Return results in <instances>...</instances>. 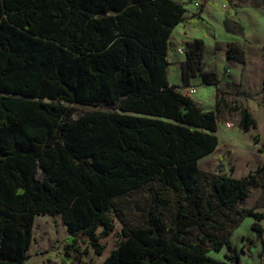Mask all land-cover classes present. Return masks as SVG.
<instances>
[{
    "label": "trees",
    "instance_id": "16d2710c",
    "mask_svg": "<svg viewBox=\"0 0 264 264\" xmlns=\"http://www.w3.org/2000/svg\"><path fill=\"white\" fill-rule=\"evenodd\" d=\"M184 13L174 0H0V264H27L35 215H61L68 254L110 228L116 198L143 187L144 224L99 264H239L230 235L247 216L263 252L264 210L239 202L260 188L264 208V163L242 177L219 163L205 175L208 193L200 187L198 160L217 146L216 111L231 92L203 69L200 38L187 44L181 77L184 87L195 75L213 85L214 109L169 83V36ZM224 55L245 61L238 47ZM234 110L242 132L256 128L245 106ZM206 246H225L224 259Z\"/></svg>",
    "mask_w": 264,
    "mask_h": 264
},
{
    "label": "rangeland",
    "instance_id": "374dc122",
    "mask_svg": "<svg viewBox=\"0 0 264 264\" xmlns=\"http://www.w3.org/2000/svg\"><path fill=\"white\" fill-rule=\"evenodd\" d=\"M199 1H183L186 9L184 17L188 21L186 24L187 35L191 38L202 39L207 43L208 49L212 43L213 49L216 51L214 55H210L209 51H207L204 59L202 58L201 61L203 69L206 68L209 71L215 70L214 72L220 80L219 88L231 92V94L224 96L220 108L216 111L217 124L221 127V124L232 123L233 126L228 134L231 139L238 140L242 146L241 149L232 147L227 148L226 151L214 153L213 159L207 164H203L201 160H198V167L201 172L200 187L208 193L205 175L215 171L216 165L220 163L219 155L224 160V164L220 163L222 169L231 171L234 177H241L246 169L255 168L264 161V87L261 86L264 73V5L262 0H228L230 3V13L227 21L228 25L234 30L228 32L225 30L223 23L225 11L223 12L222 10L223 2L227 5L226 0L208 1L207 8L202 13L203 20L201 21H199V18H194L193 16V13L198 9ZM181 26L179 24L172 31L173 40L180 39ZM241 29L243 31L242 34L238 33V30ZM191 38L187 44L192 41ZM173 40L169 42L168 58L171 80H176L177 76L175 72L173 73V69L178 68L175 61L178 59L179 54L172 48ZM187 44L179 47L184 57L188 47ZM227 45H231L233 48L238 47L242 49V52L246 48L247 66L241 64L236 59L224 56L221 50L223 49L224 51ZM239 69L242 72L248 69L246 76L243 75L241 79L237 77ZM260 73H262L261 76ZM191 84L196 89L192 98L196 99L197 102L199 101V107L202 110L214 109V86L202 84L198 75L191 78ZM178 90L185 93L183 85ZM242 91H246L248 96L242 94ZM242 106H245L249 110L256 121V128L250 129L247 132L239 131V111L234 110V107L240 108ZM82 108L86 109L88 107ZM254 134L259 135L257 143L253 141ZM258 147H261L263 151L259 152ZM259 192L260 188H251L247 198L239 202V205L263 211L264 208L257 205L256 199ZM148 201L146 187L116 198L114 200V210L109 213L110 228L106 232H103L100 228L97 229L94 239L85 235L81 236L78 241V250L71 251L68 254H65L64 250L65 239L68 233L62 222L61 215H35L27 264H99L125 237L127 229L144 224L149 208ZM163 210L165 225L169 226L170 218L174 215L173 206L169 205ZM252 221L253 219L250 216L243 218L241 223L231 233L230 239L232 247L239 251L241 236H247L245 242L249 243L250 250L248 260L256 261L257 263L260 242L251 229ZM260 224L264 228V219ZM190 232L191 237L194 239L197 230L191 228ZM242 239L244 240V238ZM94 242L100 245V253H97L95 246L92 245ZM206 249L209 256L219 260H223V255L227 252L225 246L220 251H213L209 246H206ZM234 254L237 255L235 251ZM65 255L70 259L69 263H63L62 258ZM239 257L240 263L245 262V257L240 253Z\"/></svg>",
    "mask_w": 264,
    "mask_h": 264
},
{
    "label": "crops",
    "instance_id": "0c3cea01",
    "mask_svg": "<svg viewBox=\"0 0 264 264\" xmlns=\"http://www.w3.org/2000/svg\"><path fill=\"white\" fill-rule=\"evenodd\" d=\"M174 1H176V2H179V3H183V5L185 6V4H184V0H174ZM199 1V0H198ZM208 1H211V0H200L199 2L200 3H204V6H203V10L200 12V14H199V21H201V20H203L202 19V13H203V11L207 8V3H208ZM199 3V4H200ZM212 3V5H214L213 4V2H211ZM198 4V5H199ZM226 6V7H225ZM185 8V7H184ZM227 9V5L223 2V4H222V10H223V12L225 11ZM185 11H186V9H185ZM192 12H194V11H192ZM186 13V12H185ZM184 13V14H185ZM195 13V12H194ZM195 18V17H194ZM181 23H182V26H181ZM188 23V21L186 20V17H184V20L182 21V22H180L179 24H180V26H181V33H180V36H179V40L178 39H176V40H173V35L172 34H170V36H169V41H168V47H167V60H168V66H167V77H168V81H169V83H171V84H174V85H177V86H179V87H181L182 85H183V81H182V77H181V65H182V62H183V60H184V56H182V53H178L177 52V49L180 47V46H183V45H186L187 44V42L190 40V38L191 37H189L188 35H187V24ZM190 23V22H189ZM191 23H193L192 21H191ZM179 24H177L176 26H175V28L176 27H178V25ZM174 28V29H175ZM173 29V30H174ZM191 39H194V37L193 38H191ZM170 40H173V43H172V48L174 49V51L175 52H177L178 54H179V56H181V57H179L178 56V59L175 61V64L178 66V68H174L173 69V73L175 72L176 74V76H177V79L176 80H171V75H170V71H169V58H168V48H169V42H170ZM204 42V41H203ZM217 42V41H216ZM236 45V44H235ZM210 48L208 49V45H207V43H205L204 42V49H203V56H202V58L204 59V56L206 55V52L207 51H209V53H210V55H214L215 53H216V51L213 49V45H212V43H211V45L209 46ZM222 51V53L224 54V52H225V50L223 51V49L221 50ZM245 51H246V48H244V50H243V52H244V63H241V64H245L246 65V61H247V57H246V53H245ZM220 54V53H219ZM225 56V55H224ZM204 63H206V62H204ZM213 64H214V61H213ZM214 66V65H213ZM247 66V65H246ZM214 68H215V66H214ZM205 71H209L208 69H204ZM214 70V69H213ZM215 71V70H214ZM214 71H210V72H214ZM247 71H248V69H245L243 72H242V70H238L237 71V73H238V76L237 77H239V79H241V77L243 76V75H245L246 76V73H247ZM215 73V72H214ZM262 75V73H260V76ZM263 75H264V73H263ZM173 76H174V74H173ZM175 77V76H174ZM263 78V77H262ZM199 80H200V82H201V79H200V77H199ZM203 84V83H202ZM261 86H262V84H261ZM188 87H194L192 84H191V79H190V85L189 86H187V87H185V89L186 88H188ZM179 89V88H178ZM214 93H215V89H214ZM185 94V93H184ZM189 97H191V99L196 103V105L197 106H199V101L197 102V100L195 99L194 100V98H192V96H189ZM201 105V104H200ZM210 110H213V109H210ZM231 128L232 127H226L225 126V124H221V127H219V125L217 124V130H216V136H217V146H216V148L211 152V153H209V154H207V155H205L204 157H202V158H200L199 160H201L202 162H203V164H207V163H210L211 162V160L213 159V156H214V153H218L219 151H226L227 150V148H242V146H241V144L239 143V141L238 140H234V139H231L230 138V136H229V134H228V132H229V130H231ZM238 128H239V126H238ZM239 131H241V129L239 128ZM219 155V154H218ZM219 157V159H220V163L221 164H224V160L222 159V156L221 155H219L218 156ZM221 157V158H220ZM262 163H264V161L263 162H261L260 164H262ZM260 164H258V165H260ZM257 165V166H258ZM256 166V167H257ZM255 167V168H256ZM225 168V167H224ZM255 168H252V169H246L245 170V173L242 175V176H244V175H246L247 174V172L249 171V170H253V169H255ZM233 170H234V166H233ZM223 172H226V173H228V174H231L232 176H233V173L231 172V171H227V170H224L223 169ZM241 176V177H242ZM260 193V192H259ZM263 239H264V228H263ZM242 238H244V240L242 239ZM245 238H247V236H241V238H240V242H241V244H240V247H239V251H237L236 250V248H233L234 249V251L237 253V256H238V258H240L239 257V253L242 255V256H244L245 257V262H243V263H240V259H239V264H264V250H263V252H261V244H260V247H259V249H258V256H259V258H258V260H257V263H256V261H251V260H248V255H249V252H250V250H249V243H246L245 242ZM249 238V237H248ZM249 240L250 241H252L250 238H249ZM230 241H231V239H230ZM260 242V241H259ZM232 244V243H231Z\"/></svg>",
    "mask_w": 264,
    "mask_h": 264
},
{
    "label": "built area",
    "instance_id": "2783aa9c",
    "mask_svg": "<svg viewBox=\"0 0 264 264\" xmlns=\"http://www.w3.org/2000/svg\"><path fill=\"white\" fill-rule=\"evenodd\" d=\"M177 52L182 53L180 48L177 49ZM195 92H196L195 87H188L185 89V94L188 96H193ZM225 126L228 128V127H232L233 124L232 123H226Z\"/></svg>",
    "mask_w": 264,
    "mask_h": 264
}]
</instances>
